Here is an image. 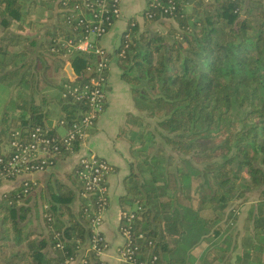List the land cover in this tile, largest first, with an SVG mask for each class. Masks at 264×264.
<instances>
[{
  "label": "trees",
  "instance_id": "16d2710c",
  "mask_svg": "<svg viewBox=\"0 0 264 264\" xmlns=\"http://www.w3.org/2000/svg\"><path fill=\"white\" fill-rule=\"evenodd\" d=\"M63 1H58L59 10ZM25 4L26 0H0V25L7 30L16 20L24 22L28 13ZM188 4L192 5L191 11L187 10ZM74 5L75 0H70L69 6ZM69 15L65 12L64 20L48 33V42L41 44L54 61L63 63L60 69L65 72L66 49L54 51L59 46L53 38L60 33L72 35L65 25ZM158 19L162 23L175 20L179 29L171 24L167 36L139 33V22L131 19L126 32L130 36L123 38L117 50L122 77L132 86L135 106L150 117H158L161 140L156 141L152 133L147 141L150 131L144 130H139L138 142L130 138L137 145L132 151L137 163L134 161L125 179L127 194L121 202L123 211L136 213L132 226L140 258L150 252L159 256L158 264H172L174 248L181 255L203 240L210 241L212 231H220L219 222L224 220L230 226L237 219L236 201L245 196V191L264 186V0H178L176 16L163 17L164 20L158 16L151 21ZM6 33L7 39L19 46L12 62L15 65L20 61L18 70L7 73V81H16V71L24 74L10 103L21 112L5 114L0 144L9 142L17 129L28 139L37 126L59 138L45 122L43 111L36 108L42 107L35 100L36 84L40 87L41 76L51 69L49 63L45 66L43 52L35 60L28 59L36 51L38 37ZM93 58L83 52L69 55L75 72L85 79H70L69 83L89 80L85 69ZM32 69L34 73L29 77L27 73ZM61 99L63 115L59 121L65 120L69 126L87 105L63 93ZM144 120L142 115L131 114L128 123L134 127ZM166 147L180 154V163L172 170V155L167 154ZM70 154L62 152L49 161L54 164L57 157ZM15 178L10 176L8 180ZM33 188L34 182L28 186L22 183L3 195L2 250L8 251L9 260L18 264H69L77 258L88 235L91 237L90 227L81 222L89 220L85 213L88 204L81 219L73 217L69 225H58L60 210L69 208L72 197L55 194V200L44 208L48 239L33 238L21 225L27 212L21 204ZM134 204L137 210L132 208ZM253 225L257 234H264V190ZM140 233L144 239L138 238ZM177 236L180 239L175 240ZM48 244L54 256L45 252ZM224 249L214 247L196 264L220 262L225 259ZM255 251L258 257L260 250ZM254 252L245 245L240 260L248 263ZM83 259L85 264L102 263L95 252Z\"/></svg>",
  "mask_w": 264,
  "mask_h": 264
},
{
  "label": "crops",
  "instance_id": "0c3cea01",
  "mask_svg": "<svg viewBox=\"0 0 264 264\" xmlns=\"http://www.w3.org/2000/svg\"><path fill=\"white\" fill-rule=\"evenodd\" d=\"M47 1L52 2V7L49 10L48 8L44 9L42 18L40 17L39 22H37L40 25L34 22L35 20H31L29 7L26 9L28 13L24 22L16 20L7 30L3 25H0V134L6 127V124H4L5 114L8 112L11 115H19L21 112L16 107H11L10 103L15 89L24 74L23 71H16V81H7V73L18 70L20 61L17 60L15 65L12 62L14 52L18 51L19 46L13 45L14 42L7 39L6 31L38 37L36 51L28 59L35 60L43 52L45 55L44 61L47 60L45 61V66L48 63L51 65L50 71H52V77L62 81V89L72 79L67 68L68 65H71L73 68L71 62L68 60L69 57L64 58L65 72L60 69L63 63L54 61L52 56L45 53V49L41 45H44L43 42H48L50 37L48 33L53 32L55 26L60 22L59 0ZM121 1L122 17L99 40L100 45L109 56L110 69L106 109L97 125L90 131L88 137L80 144L76 152L57 157L55 163L44 171L19 175L15 179L5 180L0 183L1 204L5 193L19 188L27 179L33 180L34 188L27 196V200L21 204V206L27 209V212H25L26 217L21 221V225L33 234V238L48 239L49 232L44 221V208L50 201L55 200V194L63 193L67 197H72L71 201L67 204L69 208L60 210L58 225H69L73 217L81 219L83 208L89 203V197L83 193L81 184L76 176L79 158L89 152H95L101 158L106 159L113 166V170L107 177L109 205L104 213V220L100 227L108 244L100 257L104 264H125L120 258L124 243V238L119 233V224L123 212L121 198L127 194L125 179L132 172V164L135 161L132 153L133 145L127 139L125 132L129 130V115H141L133 100L131 93L132 86L121 80L122 69L119 65L117 50L122 44L123 34L131 19L137 20L140 25H145L149 21L143 16L148 5V0ZM187 10H192L191 4H188ZM155 22L159 24L166 23H162L159 19L155 20ZM169 22L171 23V21ZM173 24L176 26L178 23ZM9 62L12 63L8 65ZM73 71L77 76H80L75 72L74 68ZM32 72L33 69L29 70L27 75L30 77ZM41 77V85L38 87L36 84L37 92L34 96L36 102L42 105V107L36 108H39L45 114V122L48 127L56 134L63 135L66 129L59 124L63 110L60 100L57 101L55 99L54 83L51 82L53 78H48L46 74H43ZM53 101H56V103H53ZM263 190L264 186L246 190L245 196L236 201L238 205L237 219L233 220L230 226L224 220L219 222L217 227L219 226L220 231L218 233L212 231L211 235L213 238L210 241L203 240L192 248L181 252V255L174 248L171 254L173 259L172 264H196L202 262L208 252L216 246H224L225 259L220 262L213 260L210 262L211 264H264V234H257L253 229V223L258 213L261 203V192ZM206 214H208V210H206ZM81 222L86 228H89V220L84 218L81 219ZM3 235L2 218L0 216V264H18L9 260L8 256L10 254H7L8 251L2 250ZM174 239L180 238L177 236ZM225 245H229V248L227 249ZM245 245L248 249L252 247L253 252L260 250V255L257 257L255 251V255H253V258L248 263L240 260V257L245 252ZM89 247L90 239L88 235V238L79 249L77 258L69 264H83V258L90 254ZM45 252L50 256L55 255L50 244H48Z\"/></svg>",
  "mask_w": 264,
  "mask_h": 264
},
{
  "label": "built area",
  "instance_id": "2783aa9c",
  "mask_svg": "<svg viewBox=\"0 0 264 264\" xmlns=\"http://www.w3.org/2000/svg\"><path fill=\"white\" fill-rule=\"evenodd\" d=\"M69 2L70 0H64L60 11L64 13V16L65 12H70L65 25L73 33L70 37H66L63 33L54 37L55 45L59 47L53 50L58 52L61 51L60 49H66L64 58L77 52L90 53L94 57L85 69L89 80L83 83H67L63 91V95L68 99L71 98L72 101H84L87 108L80 110L78 117L69 126L65 120L59 121V124L66 129L59 138L49 136L40 126L31 131L28 139L25 138L28 135L25 136L20 129L15 130L9 142L0 144L2 148L0 183L8 180L10 176L18 177L44 171L53 164L49 161L50 158L62 152L71 154L76 152L77 146L86 140L104 112L106 84L109 79V56L99 40L122 17V1L75 0L74 6H69ZM177 7L178 0H150L143 16L147 20H154L158 16L174 17ZM127 30L128 27L122 41L123 38L127 40L130 36L126 33ZM112 170L113 166L95 152L82 155L76 170L82 191L90 198L88 207L85 208L91 231L89 251L95 252L99 257L108 245L100 227L109 205L107 177ZM30 182L33 183V180L24 181L27 186ZM135 216L136 213L132 211H123L121 214L119 233L124 238L120 253L121 261L125 264H158L160 258L155 253L149 252L147 257L140 258L141 249L136 243L132 226ZM138 238L144 239V234L140 233ZM85 263L86 261L83 260V264Z\"/></svg>",
  "mask_w": 264,
  "mask_h": 264
},
{
  "label": "rangeland",
  "instance_id": "374dc122",
  "mask_svg": "<svg viewBox=\"0 0 264 264\" xmlns=\"http://www.w3.org/2000/svg\"><path fill=\"white\" fill-rule=\"evenodd\" d=\"M26 1H27V3L25 4V8L26 9H28V7L30 8V14L29 15L31 16V20H33V21L35 20L34 22H36V23L39 22L40 17L42 18L43 14H44V11H45L44 9H47L48 8V10H49L52 7V2H49L47 0H45V1L44 0H26ZM59 20L60 21H63L64 20V14H62V13L60 14ZM169 21H171V23L170 22L169 23L166 22L164 24H159V23H156L155 21L149 20V21H147V24L140 25L139 33L142 32V31H148L150 33L151 32L152 33L158 32V33H161L162 35L167 36L168 35V32L171 29V24L173 26H174L173 23L176 24V21H174V20H169ZM37 24L40 25L39 23H37ZM178 27H179L178 24H176V28H178ZM108 59H109V57H108ZM108 67L110 69V61H108ZM47 77L50 78V79L53 78L52 77V71H48L47 72ZM121 80L123 82H126V80L123 77L121 78ZM51 82L54 83L53 84V86H54L53 88L55 89V99L57 101H59L62 98V93L64 91L65 85H64V87L62 89V81L59 80V79H57V78L56 79L53 78L51 80ZM108 86H109V79H108V82L106 84V103H105V109H106V104H107ZM53 103H56V101H53ZM105 109H104V112H105ZM104 112L102 113V115L104 114ZM140 114L144 117V119H145L144 122L141 125H138L137 124L134 127L128 126L129 130H127L125 132V134H127V139L128 140H131L130 138L133 137L136 140V142H138L140 140V137H141V135L139 133V130H144L145 133H146V131H150V132H147V136H146L147 141H150L151 136H152L151 135L152 133L155 135V138L154 139L156 141H161L160 140V137L158 136V131H157V121H158V117H150L145 112H141ZM131 144H132V141H131ZM132 145H133V149H135V146H137L135 143L132 144ZM166 148L168 149L167 150V154H169L170 156L172 155L171 159L169 157V160H170V167L169 168L172 170V169H174L176 167V165L178 166V164L180 163V160H179L180 154L178 152H176V151H172L170 147H166ZM133 159H134V157H133ZM135 163H137V159L135 160ZM135 168L137 169L136 166H135ZM137 170L139 171V169H137ZM147 175H149V173L148 174H145L142 177H147ZM132 208L134 210H137L138 209V205L137 204H134L132 206Z\"/></svg>",
  "mask_w": 264,
  "mask_h": 264
},
{
  "label": "water",
  "instance_id": "95a60500",
  "mask_svg": "<svg viewBox=\"0 0 264 264\" xmlns=\"http://www.w3.org/2000/svg\"><path fill=\"white\" fill-rule=\"evenodd\" d=\"M67 68H68V71H69V73H70L72 79H83V80H85L83 76H77V75L74 73L73 68L71 67V65H68Z\"/></svg>",
  "mask_w": 264,
  "mask_h": 264
}]
</instances>
